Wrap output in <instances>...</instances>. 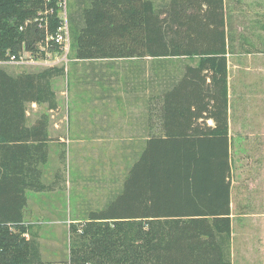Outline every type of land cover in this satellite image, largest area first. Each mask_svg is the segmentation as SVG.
<instances>
[{"label":"trees","instance_id":"1","mask_svg":"<svg viewBox=\"0 0 264 264\" xmlns=\"http://www.w3.org/2000/svg\"><path fill=\"white\" fill-rule=\"evenodd\" d=\"M166 1L92 0L69 40L79 60L195 61L162 94L161 135L144 140L120 193L71 235L66 264H231L224 3ZM61 9V0H0V264H43L36 235L21 234L27 192L47 191L40 168L50 139L45 116L28 124L26 108L53 109L51 80L64 73L54 65L13 75L2 64L26 52L43 57L38 45L61 25Z\"/></svg>","mask_w":264,"mask_h":264},{"label":"rangeland","instance_id":"2","mask_svg":"<svg viewBox=\"0 0 264 264\" xmlns=\"http://www.w3.org/2000/svg\"><path fill=\"white\" fill-rule=\"evenodd\" d=\"M64 3L65 9H61L58 16L64 11L68 25L71 23L75 2L64 0L63 5ZM227 3L226 29L231 42L236 34L238 37L244 35L247 38L250 35L264 34V5L259 10H245L244 17L240 20L235 19L233 15L234 9L241 10L233 6L235 0H227ZM247 11L260 12L248 18ZM45 13L50 14L51 11L38 12L46 17L44 27L48 25ZM231 42L230 50L238 49L239 43ZM245 44L249 46L248 43H242L241 46L244 47ZM50 45L52 43L47 40L44 44L38 45L43 57L37 55L31 57L26 52L21 55L20 61L6 62L2 67L11 73L34 72L46 68L45 64L56 62V67L64 68L61 76L51 80L55 107L49 109L48 104L41 103L29 104L26 108L28 124L34 123L42 115L45 116L51 138L47 143V163L40 168L47 191L27 195L28 203L23 218L25 232L21 234V238L27 240L31 238L30 234L36 235L35 242L43 264H66L71 252L69 244L71 235L78 234L84 227L85 219L90 212L103 209L120 193L127 171L135 161L132 152L137 153L136 150L141 149L142 140H125L113 133L102 134L104 132L97 137L90 132L95 127L93 121L97 117L121 115L125 111L121 106L123 98L128 100L131 91L113 90V87L105 91L90 89L87 79H84L89 75L73 72L70 42L67 54L60 49L57 52ZM191 61L195 59H148L139 61V65L138 61H133L127 68L122 66V86L129 84L132 87L135 83H144L146 88L155 81H178L184 74L185 65ZM108 79L110 80V77ZM97 93L106 102L103 108L94 107L93 103L99 99ZM262 109L264 110V106ZM58 134L62 140H59ZM235 260L234 264H264L255 260L244 262Z\"/></svg>","mask_w":264,"mask_h":264},{"label":"crops","instance_id":"3","mask_svg":"<svg viewBox=\"0 0 264 264\" xmlns=\"http://www.w3.org/2000/svg\"><path fill=\"white\" fill-rule=\"evenodd\" d=\"M74 9L71 23L68 24L69 40L76 37L82 27V11L92 0H73ZM154 8L166 0H151ZM224 23L227 28V0H223ZM264 0H235L233 10L235 19L242 20L245 10H259ZM262 11V10H261ZM260 11H247L246 17L257 15ZM239 31H242L239 29ZM231 40L227 35V122L230 155V238L229 256L231 264L238 262H264V34L237 36L232 41L239 43L238 49L230 50ZM231 42V43H232ZM245 44L244 47L241 46ZM73 72L85 76L90 89L105 91L111 89L124 91L130 89L128 100L123 98L125 111L114 117H97L90 130L95 136L113 133L121 138L142 140V147L132 152L136 160L144 146V140L161 135L162 125L160 108L162 94L173 89L178 81L156 82L145 88L144 83L122 86V66L126 68L133 61H144L155 58H96L79 60L73 57ZM186 66H194L189 62ZM184 67V68H185ZM23 72V71H22ZM15 72L13 75H18ZM184 72V70H183ZM78 77V76H77ZM82 77V76H80ZM110 77V80L108 79ZM117 80H114L116 79ZM84 85L85 82L81 78ZM114 81V82H112ZM115 84L117 86L115 87ZM93 104L103 108L106 102L100 97ZM261 107V109H259ZM207 127H214L212 120H207ZM56 127V126H55ZM104 132V133H102ZM58 133V132H57ZM102 133V134H100ZM48 137L49 129H48ZM59 140H62L58 134ZM130 152V149H129ZM131 153V152H130ZM53 189V186H52ZM57 190V189H56ZM55 190V192H56ZM40 194L35 192H27ZM43 193V192H41ZM235 260V262H236Z\"/></svg>","mask_w":264,"mask_h":264},{"label":"built area","instance_id":"4","mask_svg":"<svg viewBox=\"0 0 264 264\" xmlns=\"http://www.w3.org/2000/svg\"><path fill=\"white\" fill-rule=\"evenodd\" d=\"M63 2L64 0H61V8L65 9V3L63 5ZM46 14L47 13H45V15ZM60 18L62 20L61 25L56 29V32L54 33V35L47 36L48 38H46V40L50 41L53 44H56L61 49V52H64L65 54H67V51L69 50V37H68L69 33H68L66 15L64 11H63V14H61ZM45 20H46V17L41 18L39 20V25H38L39 28H47V26L46 27L43 26V23ZM18 61L15 60L14 57H12L9 62L13 63V62H18ZM55 63L56 62H53V64L52 63L45 64L44 66H54Z\"/></svg>","mask_w":264,"mask_h":264}]
</instances>
